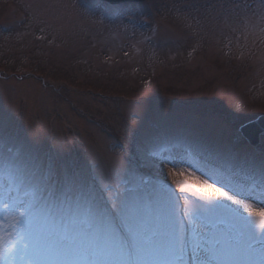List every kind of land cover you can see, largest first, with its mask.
Returning a JSON list of instances; mask_svg holds the SVG:
<instances>
[{"label":"rangeland","instance_id":"obj_1","mask_svg":"<svg viewBox=\"0 0 264 264\" xmlns=\"http://www.w3.org/2000/svg\"><path fill=\"white\" fill-rule=\"evenodd\" d=\"M260 115L264 0H0V157L57 187L191 202L180 187L229 175L200 145L264 160L238 131Z\"/></svg>","mask_w":264,"mask_h":264},{"label":"snow or ice","instance_id":"obj_2","mask_svg":"<svg viewBox=\"0 0 264 264\" xmlns=\"http://www.w3.org/2000/svg\"><path fill=\"white\" fill-rule=\"evenodd\" d=\"M200 147L229 175L180 187L183 203L163 184L60 188L26 150L0 157V264H264V160Z\"/></svg>","mask_w":264,"mask_h":264},{"label":"water","instance_id":"obj_3","mask_svg":"<svg viewBox=\"0 0 264 264\" xmlns=\"http://www.w3.org/2000/svg\"><path fill=\"white\" fill-rule=\"evenodd\" d=\"M111 3H118V2H132V1H140V0H107ZM240 130L247 138V140L252 143L256 144L259 140V134L264 131V115H260L257 118L244 123Z\"/></svg>","mask_w":264,"mask_h":264}]
</instances>
